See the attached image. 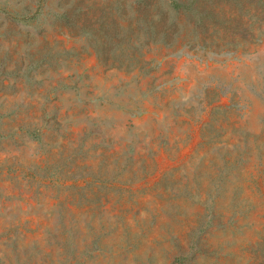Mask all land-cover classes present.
I'll return each instance as SVG.
<instances>
[{
	"label": "rangeland",
	"instance_id": "obj_1",
	"mask_svg": "<svg viewBox=\"0 0 264 264\" xmlns=\"http://www.w3.org/2000/svg\"><path fill=\"white\" fill-rule=\"evenodd\" d=\"M186 1L0 0V264H264V0Z\"/></svg>",
	"mask_w": 264,
	"mask_h": 264
},
{
	"label": "trees",
	"instance_id": "obj_2",
	"mask_svg": "<svg viewBox=\"0 0 264 264\" xmlns=\"http://www.w3.org/2000/svg\"><path fill=\"white\" fill-rule=\"evenodd\" d=\"M170 4L174 8H187V7H191V6H189L190 4L186 0H170Z\"/></svg>",
	"mask_w": 264,
	"mask_h": 264
}]
</instances>
